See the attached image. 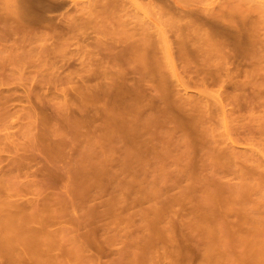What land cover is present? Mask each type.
<instances>
[{"label": "bare ground", "instance_id": "obj_1", "mask_svg": "<svg viewBox=\"0 0 264 264\" xmlns=\"http://www.w3.org/2000/svg\"><path fill=\"white\" fill-rule=\"evenodd\" d=\"M137 1L0 0V10L4 7V11H0V66L7 67L10 62L17 65L23 59L25 60L26 56L28 57L29 45L36 38L44 39L45 41L53 38L49 44H46V42L41 46V60H48L58 46L68 44L71 41L70 39H74L77 36V34H74L78 31L80 32L83 29L86 34L87 31L84 28H89V26L95 29L102 37L105 36L108 40L111 38L113 42L110 41L111 44L108 46L105 44L106 42L102 41L106 47L101 45L102 43L101 41L98 42V39L93 45L95 40L92 39L88 43L93 45V49L89 47V51L86 48L89 51H87L88 53L84 50L87 56L86 63L84 62L87 76L85 75L84 77L83 74L82 76L87 82L84 80L85 83L82 86L85 88L84 85H87L85 92H79L81 95L79 93L78 95L81 96V101L85 102L84 104H88L90 122L98 115L103 123L98 127L99 132H94V128L91 133L89 132L90 135L86 136L88 140L87 144H84L86 146H84L85 150L83 151L85 159H81L80 164H76L78 170L74 169L75 172H72L75 174V178L72 177V179L74 182L76 181L74 190H77L74 192L77 195L78 193L81 195L85 191L83 193L85 195L87 190L89 191L86 187L90 188L91 181H96L97 183L100 178L102 179L101 175L102 172H105L106 163L108 162L107 164H109L110 162L112 165L116 164L117 166L118 164V169L121 168V172L125 171L122 174H126L129 171L136 173V175L134 174L131 177V180L128 176L123 178V180H126L125 185L128 183L131 185V181L134 182L133 186L134 184H140L138 185L139 187L136 185L137 189H139V193L137 192L138 196L144 195L146 198L145 194L149 193L147 196L154 198V200L155 198L159 200L161 188L163 187L167 190V192H164L170 195L168 186L167 188L165 186L166 184L169 185L168 183L171 180L170 171L166 170L167 166L174 163L181 164V168L179 166V169L177 166L175 171L184 176L181 175V178L180 175L178 176L175 173L176 176L180 177V181L178 180L177 182L181 183V179L185 177L189 180V185L187 182V186L176 182L177 185L175 187H178V185H185L186 187L184 186V189H182L183 187L181 188V193L172 195V197L169 196V198L164 197L166 204L162 205L163 207L152 203L154 206L149 209L153 212L151 215L154 218H159L167 211L174 212L176 207L173 206L176 203L182 206V209L185 208L186 212L184 210V213H182L181 207H178L181 209L182 215H180L185 217V219L187 218V221L183 218L186 221H184V225L187 228L184 229L189 230L193 236H197L198 243L193 244V246L198 245V249H196L199 253L194 248L197 253L194 252L195 256L198 257L199 255L197 264H264V202L262 201L264 196V160H261L260 150L257 149L261 145L258 146L259 138L257 137H260V139L264 137V114L259 116L256 113L258 115L256 116L253 112L255 111L254 107L258 105L261 107L259 102L262 101V98L264 99V88H261V86H264L261 82L264 79L260 81L261 78L259 79L257 76L259 75L258 70L264 68V65H261V60L264 58V45L261 46L262 42L259 35H257V27L245 15L244 11L246 9L242 10L237 6H231L229 5L230 3L228 6L224 5L225 7L218 9L217 7L202 6L198 8H185L183 6L175 8L171 3H167L168 0H155L161 2V4L155 3L154 7L158 5V10H152L153 13L159 11L160 16H158L159 18L155 16L156 19L152 20L147 16V13L146 15L144 12H138L142 3L139 4L140 2L138 3ZM147 4L149 5L148 2ZM131 5H135L137 10L131 9ZM61 9H65V11ZM56 10H61L63 12L62 14L60 13L62 16L59 13L58 17L55 16L56 14L54 13V15L53 12ZM51 11H53V15L49 13ZM57 18H59L58 21ZM41 26H44L43 28L46 30L49 28L48 30L52 32L49 33L48 31V35L43 32L40 33L38 30H40L39 27ZM170 32L171 34H169ZM87 40L89 41V39ZM87 40L84 42H87ZM10 41H13L16 45L10 44V46L6 43ZM84 42L79 43L84 44ZM70 45H73V43ZM100 45L103 46V49L100 48L99 51L96 48H99ZM83 48L85 49V47ZM7 51H9V54L5 56L7 61H4V63L6 65L9 61V64L2 66V57L4 52L6 53ZM77 53L79 54V52ZM248 58L255 60H253L254 64L251 66L253 71L249 72L246 71L247 67V69L238 67L241 63L243 65V62L248 65ZM180 67H182V71ZM1 71L0 75L2 76ZM241 74H243V78H239ZM184 75L189 76L193 80V86L192 82L184 78ZM69 78L71 79L72 77ZM96 78L100 81H95ZM62 80L64 81V79ZM185 81L188 82L186 83ZM250 82L254 86L252 90L246 93V85ZM208 84L219 85V92L217 91L218 94L216 93L218 96L215 98L217 99V105L219 103L217 109H220L218 110L222 115L221 120L224 131H219L223 132L222 134L216 131L218 128L214 129V126L209 124L212 118L207 116V113L210 111L205 112L206 109H204L205 104H207L206 99L204 100V93L208 89ZM79 85L77 84L78 87ZM179 87L183 88L185 92L183 91L184 93H182ZM189 87L196 89L195 94L193 92V94H189L187 91ZM10 97V94L0 93V121L4 120L8 115L12 116V108L9 105ZM19 98L21 97L19 96ZM262 102L264 103V101ZM98 103L101 104V107L97 112L95 109L98 107L96 105H100ZM228 105L230 106L228 107ZM242 110L247 111V115L243 114ZM249 111H252L253 114H250ZM261 111L264 113V109ZM35 119L34 121H36ZM34 121L32 120V124L30 121L28 123L33 125L36 123ZM216 123L219 122L216 121ZM40 126L42 125L40 124ZM35 127L37 126L35 125ZM50 127H54V125H50ZM38 128L40 130V127ZM32 132L36 134L35 131H31V135L33 134ZM218 134L221 138L220 136L217 138ZM39 135L40 133L36 134V138ZM6 138L7 136H5ZM32 138L34 140L33 136ZM33 140L29 141L30 144ZM37 140L41 141L42 139L38 138ZM254 140H257L256 142L258 143L255 144ZM63 141H66V139ZM39 143H43V140ZM39 143L35 142L39 151L40 146L41 149L44 147L46 151H43L44 154L49 153L50 155V151L55 145L50 148L49 145H52V143L49 144L50 142H47L46 145L43 144V147L42 145L39 146ZM35 144H31L33 145L31 148H37ZM261 146L264 147L263 145ZM25 149L27 148L24 147ZM52 150H55V148ZM54 153L58 157L64 156L63 154V156H59L61 154L57 151ZM115 154L119 155L114 157ZM16 158H18L17 155ZM21 159L17 160V168L24 165V161H21ZM32 160L35 161V157ZM25 163V165L28 164L27 162ZM109 165L108 167H110ZM13 166H15V163ZM9 167L11 168V164ZM16 167L14 168L16 169ZM197 168H202L203 172L201 171L198 174L199 170ZM173 169L175 168L171 167V170ZM206 169H210L212 172H210L209 176ZM144 170H150L149 172L153 173L152 177H150L151 179H146L140 173L144 172ZM138 171L143 178L137 174ZM20 172H22L21 169ZM116 172H119V170ZM220 173L223 176L224 174L227 176V174L233 175L235 173L236 178H234L237 184H234L235 181L230 184L231 181L228 182L229 180L225 181L223 179L224 183L222 180L223 176L221 175V178H219ZM119 174L121 173L119 172ZM210 175L214 177H210ZM215 175H217L216 179H219L218 182H216ZM10 176H8L9 178L5 176L6 179L0 176V192L5 187L2 193L6 194V197L9 194L14 195L17 193L13 190L7 192L11 190L9 185L14 182L13 176ZM204 176L207 178H204ZM124 177L126 176L124 175ZM118 178L120 179L119 176ZM234 178L233 180H235ZM9 179L12 180V184ZM127 180L130 181L127 183ZM99 182L98 184H100ZM145 182L147 186L143 184ZM15 183L18 182L15 181ZM96 183L91 182L93 185ZM18 184L20 185V183ZM18 184L16 185L18 186ZM121 184L123 185V182ZM161 184L165 185L162 187ZM169 186L171 189V185ZM143 187H146L145 194L140 193V191H144L140 190V188L144 189ZM15 188L17 187L13 189ZM1 194L0 253L18 249L16 254L10 253L11 258L17 257L13 259L15 263L25 264V259L28 260L27 258L40 262L42 259L34 256L30 251L37 250L41 246L43 238L39 235L40 225L45 224L44 218L56 213V208L51 206L50 208L55 209L51 210L49 209L50 203L44 202V205L40 201L37 204H43V206L40 204L42 208L40 206L37 208L38 206L34 205L37 207L34 209L31 207L28 210L27 205L25 206L22 202H18L19 200L12 199L11 195L6 198L3 194L1 196ZM253 195H255V198L257 196L258 199L256 201L252 197ZM157 196L160 197L157 198ZM141 197L143 199V196ZM251 197L254 199H250ZM138 198L140 199V196ZM249 200H254L255 202ZM187 203H190L187 206L188 208L185 206ZM165 217L169 216L165 215ZM175 218L177 219V216ZM170 219L173 221V218ZM37 222L40 225H35ZM169 225H166V227ZM170 226L173 227V224ZM170 226L168 229L171 231ZM22 231H28L29 235L25 237L19 235L18 233ZM183 234L185 235V231ZM185 236H188V232ZM189 236H191L192 240V235ZM194 238L195 242L196 237L194 236ZM184 244L186 245V243ZM190 247H192L191 244ZM146 248L148 249V247ZM169 249L168 251L167 249L164 250L165 258L164 256L163 258L165 261L162 259L163 263H161V260L146 262L143 261L145 259L136 257L127 264H180L179 262L183 261L184 258L180 259L179 255H184L186 258L187 262L183 261V264H190L191 258L189 257L193 253L191 249L184 248L185 250H183L180 245L179 249L181 250L176 249V246ZM169 256H175L180 261L178 262V259L173 258L176 260L175 262Z\"/></svg>", "mask_w": 264, "mask_h": 264}, {"label": "rangeland", "instance_id": "obj_2", "mask_svg": "<svg viewBox=\"0 0 264 264\" xmlns=\"http://www.w3.org/2000/svg\"><path fill=\"white\" fill-rule=\"evenodd\" d=\"M137 2L138 3L140 2L139 4L142 3V5L140 6L141 9H138L139 10L138 12H140V13L144 12L145 14L147 13L148 15L147 14L146 15L148 17H150L152 20L156 19L155 16L157 18H159L158 17V16H160L159 11L158 12L155 11L156 9L158 10V8H157L158 5H156V7H154V4L157 2H158L157 4H161V2L155 1V0H152V1L150 0V2H149V0H138ZM147 2L149 3V5L147 4ZM152 2H154V3H152ZM167 3H171V5H174L175 8H178L179 6L180 7L183 6L185 8H189V7L198 8L199 6L200 7L202 6V7H210V8H213V7L216 8L217 7V9L221 8V7L228 6V4L230 3L229 5H231V6H235V7L237 6L238 8H241L242 10L246 9L244 11L245 15L248 16L250 18L249 21L253 22V24H255V26L257 27V29L256 28L255 29L257 31V35H259V38L262 42L261 46L264 45V0H168ZM232 3L233 4L236 3V4L233 5ZM143 4L146 6H144ZM151 4H152V7H151ZM143 6L145 8L148 7V8H146V11H145V8ZM3 8H1L2 12L4 11ZM132 8L137 10L135 5H131V9ZM149 8H151V9H149ZM152 9H155L154 11L158 15L153 13ZM61 10L65 11V9H61ZM61 10H58V11L56 10L57 12L51 11L49 13L51 15H53L55 13L56 15L55 14L54 15L58 17V15L60 13L61 14L63 13ZM149 10H150V12L152 11L151 15H150ZM52 12H53V14H52ZM152 14H155V15H152ZM58 20H59V18H57V21ZM257 24H259V25H257ZM43 27L41 26V27H39L40 30H38L39 28L37 30L40 33H42V32L45 33V35L48 33V31H49V33L52 32V31L48 30L49 28H47V30H46ZM84 29H86V31H87L86 34H85V30H83V29L80 30V32L78 31L77 33H75L74 35L77 34L78 38H77V36H75L74 39H70L71 41L68 44L58 46L55 49L54 54L51 55V57H49L48 60H46V59L41 60L42 57H41L40 50H41L42 45H44L46 42H47L46 44H49L53 40V38H52V40L49 39L48 41H45L44 39L36 38L29 45L30 49L28 50V53H27L28 57L26 56L25 60L23 59L24 61L22 60V62L17 63V65H16V63H14V64L12 63L13 64L12 65L11 62L9 64L8 63L9 61H8L6 65H8V64L9 65L7 67H1L0 66L1 67L0 71L3 70V71H1L2 72L1 74L3 77L0 75L1 76L0 79L3 78V79H1L2 81L0 80V93H6V94L11 95V97H10L11 100H10L9 105H11V108H12L11 109L12 110L11 111L12 116L8 115V117L10 116L9 118L6 117L4 120L0 121V136H1L0 137L1 138V140H0V157H1L0 158V162H1L0 163V176L2 177L5 175L7 178H9L8 176L11 175L10 177L13 176L12 178H13L14 182L17 181L18 183H20V185L18 183L14 184V182L12 184V180L9 179L11 181L10 183L13 186L15 185L14 187H17V188H15L16 189L15 190V189H13L14 187L12 185H9V187L11 186V188H10L11 190L10 191L8 190L7 192H11L13 190L14 192H17V193H15L17 196L15 194H14L15 196L13 194L12 195L9 194V195H7V197L11 195L10 197L12 199L17 200V201L19 200L18 202H20V203L22 202V204L25 206L27 205L26 207H28V210L31 207H33L32 209L36 208L37 206H38L37 208H39L41 203L40 204L38 203L39 204L38 205L37 202H40V201L43 203L47 202V204L50 203L49 209H51V210H55L54 208L53 209L50 208L51 206L56 208V213L54 215L49 216L48 218H44L45 224L40 225L39 222H37V224H35L37 226H38V224L41 226L39 235L43 238V240H41V246H39L37 250L30 251V253L36 257L41 258L42 260H40V262H37V261L35 262V261L27 258L28 260L25 259V264H127L128 262H130L131 259H134L136 257L145 259L143 261H146V262H151V261H156V260L160 261L161 260V263H163L165 261L164 260V258H165L164 250L167 249V251H168L169 248L170 249L173 247L175 248V246H176V249H179V245H180V248L183 250H185L184 248H186V249L188 248V250L191 249V252L196 253L195 249L197 248L198 245H195L196 246L195 247V246H193V244L198 243L197 242L198 241L197 236L194 235L196 237V241L194 242L195 238H194L193 234H191L189 232V230L188 231L185 230L187 228L184 225V221L185 220L187 221V218L185 219V217L181 216L182 213L186 212L185 208L182 209V206H180L179 204L176 203V205H178V206H176V205L173 206V207H176V208H174L175 211L174 212L173 211L172 212H170V211L166 212L165 211L166 213L165 214L163 213L164 215L162 214V216L159 217L160 220H158L159 219L158 217H155V218H157V219H155L153 217V215H151V214H153L152 210H149V209H152V207L154 205H157L159 207L160 206L163 207L162 205L166 204L164 197L169 198V196L172 197V195L174 196L177 193H181L180 192L181 188L183 187L182 189H184L187 186L186 182L188 183L189 180H187L185 177H183L184 179H181V183L177 182L178 180L180 181V179H179L180 177H178L179 175L184 176L181 173L179 174L178 171L177 172L175 171L177 166H178V168H179V166L181 168V164L178 165V164L174 163V164H170V166H167L168 168L166 170L170 171V178H171L170 183H168V184L171 185L172 188L170 189V186L167 184L166 185L161 184L162 187H163V185H165L166 188L168 186V189H169L168 192H170L169 193L170 195L166 194L167 190H165L164 187L163 188L160 187L161 188V193H160L161 197L157 196V198L160 197V198H158L159 200H157L156 198L154 200V198H150V196H147V195H149V193L145 192L146 187L145 188L143 187L144 189L140 188V190H144L142 192L140 191V193L141 194L146 193L145 194L146 198L144 195H139L140 196V199H139L138 198L139 197L138 196V193H139L138 190L139 189H137V188L139 187L138 185H140V184L139 183H138V185L136 184L138 186L137 187L135 184L133 186L134 182H132V181H131V183H132L131 185H130V183H128L132 179L131 177L134 176V174L136 175V173L126 171L129 174L128 173L122 174V173H125V171L121 172V168L119 167L120 169H118V164L116 166V164L112 165V163L110 164V162H109L110 165L107 164L108 162L106 163V168L104 170L105 172H102V175H101L102 179L101 178L99 179V181L100 180L101 181L100 182L97 181V183H96V181H91V182H94L96 184L93 185L90 182L91 186L88 184L90 186V188L88 186L86 187V189L88 188L89 191L87 190L85 195L83 194V193H85V191L84 192L81 191L82 192L81 195H83V196H81L79 193L77 195L74 192L77 190H74L75 189L74 187L76 186V183H75L76 181L74 182V180L72 179V177L75 178V174L72 172L74 171V169H76V171H77L78 166L76 164H78L81 159L82 160L85 159V157L83 156L84 155L83 151L85 150L84 146H86L84 144L88 140L86 138L88 137V135H90L91 130L93 131L94 128H95L94 132L95 131L99 132L98 127H100V125L103 123L102 119L100 117H98V115H96V118L90 122L91 119H89L90 115H89L88 104L87 105L84 104L85 102L81 101L82 100L81 96L78 95L79 92H81V93L85 92L86 85H87V84L84 85L85 88L82 86L83 83L87 82L86 79L85 78L83 79V76H82V74L84 75V77H85V75L87 76V72L85 71V64H84V62L86 63V60H87L86 57L87 56H86L84 50H86V53H88L90 51V48L93 49V45L97 39L99 40L98 42L101 41V43H102V44L101 43H99V44L103 45L104 47H106V45L108 46L109 44H111L110 41H112L111 38H110V40H108L107 37H105V36L102 37L100 34H98L96 32L95 29H93L90 26H89V28H84ZM88 31H89V33H88ZM90 32H91V34H90ZM87 34H89V35H87ZM169 34H171V32ZM94 35H95L96 39L94 38ZM83 36H85V37L83 38ZM86 36H87V38H86ZM88 36H90V37H88ZM85 39L86 40L89 39V41L87 40V42H84V41H86ZM92 39L95 40V41H93V45L91 43H88V42L92 41ZM80 40H83V41H80ZM102 41L104 43L106 42L105 43L106 45ZM79 42H84L85 45L83 43H79ZM6 43H8V45H10V44L16 45V44H14L13 41L6 42ZM72 43H73V45H70ZM77 44H78V46H77ZM86 44H88V45H86ZM101 45L99 46V48L98 47L97 48L95 47V48L100 51V48L103 49V46H101ZM80 46H82V47H80ZM83 47H85V49ZM77 49H79V50H77ZM8 52L9 51H7L6 53L4 52V55L2 54L3 57L5 58L4 59L2 57V60H3V64H1L2 66L5 65L4 61L5 62L7 61L6 60L7 58L5 56H7L9 54ZM76 52H79V54L78 53L76 54ZM79 55H81L83 57H80ZM44 60H46V61H44ZM253 60H252V58H250V59L248 58L247 64L249 66L246 65V62L245 63L243 62L244 66L241 63L238 67H242L243 69L248 68L246 70L248 72L253 71V67H251L254 64ZM82 62H83V64H82ZM261 62H262L261 65L263 66L264 65V58H263V60H261ZM4 68H5V70H4ZM180 68L182 71V67H180ZM4 71H5V73H4ZM258 73L260 76L259 75H257V76L259 77V79L261 78L260 79V81H261L262 79H264V68L262 70L259 69ZM7 75H8V77H7ZM242 75L243 74H241V76H239V78H241V77L243 78L244 76H242ZM21 77H22V79H21ZM69 77H72L71 78L72 80ZM188 77L189 76L184 75V78H186V80L192 82V86H193V80L190 77H189L190 78V80H189ZM68 78H69V80H68ZM54 79H55V81L53 82ZM62 79H64L65 82ZM84 80H85V82H84ZM95 81L98 82L100 80L98 78H96ZM188 81H185V82L187 83ZM261 82H262V85H264V80H262ZM203 83H204V81H203ZM77 84L78 85L80 84L79 87L77 86ZM214 85L213 84L207 85L208 89L204 93L205 94L204 100L206 99V103H207V104H205V106L206 105L207 106L206 107L204 106V109H206L205 112L210 111L209 112L210 114L207 113V116L211 117L212 119H213V115H214V121H213L214 123L212 122V119H211L209 124L213 125L214 129L218 128L216 131L219 132L222 130L224 131V127H223L222 120H221V118H222L221 117L222 115L220 114L221 112L219 113L220 109L219 108H218L219 110L217 109V106L219 105V103L217 105V102H216L217 99L215 98L218 96V95H216V93L218 94V92H219L218 91L219 85L218 86L217 85L214 86ZM80 86H81V89H80ZM253 86L254 85L251 82L247 83L246 93L249 92L250 90H252ZM262 87L264 88V86H261V88ZM180 89H181L182 93L185 92V90L183 88L179 87V90ZM187 91L189 92V94L190 93L195 94L196 89L194 87L193 88L189 87V88H187ZM25 93H27V95H25ZM76 95H78V96H76ZM19 96L21 98H19ZM22 97H23V99H22ZM20 99H21V101H20ZM261 100L264 101L263 98ZM262 101L259 102L261 107L258 105L256 107H254L255 111L252 110L254 112V115H256V116H258V115L261 116L264 114L261 111L262 109H264V103ZM98 104H100V103H98ZM229 106L230 105H228V107ZM14 107H15V109H14ZM16 107H17V109H16ZM96 107L97 108L95 110H97V112H98V110H100L99 108L101 107V104L96 105ZM245 110L244 111L242 110L243 111L242 113L247 115V113H246L247 111H245ZM252 111L251 112L249 111V113L253 114ZM30 112H32V113L30 114ZM256 113H258V115ZM211 114H213V115H211ZM34 119L36 121H34ZM32 120L34 122H36V123H34V122L33 123L37 127H35L34 124L31 125ZM29 121L31 124L28 123ZM39 121H40V124L42 126H40ZM216 121H218L219 123H216ZM27 123L29 125V126L27 125L28 127L26 126ZM91 123H92V125H90ZM217 124H220V125H217ZM50 125L51 126L54 125V127H50ZM30 127H31V129L29 130ZM38 127H40V130H38L39 129ZM53 128H54V130H53ZM55 128H56V131H55ZM31 131H35L37 135L40 133V135L36 138V136H35L36 134L34 132H32L33 134L31 135ZM41 131H43V132H41ZM43 133H44V135H43ZM219 133H221V132H219ZM216 134H217V132H216ZM5 136H7L6 139H5ZM32 136L34 137V140H33ZM40 136H42V137L40 138ZM217 136H218L217 138H219L220 135L218 134ZM263 136H264V134H263ZM38 138L40 140L42 139L43 143L40 144L39 142H42V140L39 141V140H37ZM220 138H221V136H220ZM257 138H259V140H260V141L258 140V142H259L258 146L260 144L264 146V139H263L264 137L262 139H260V137H257ZM31 139L33 140V142L31 144H35V142H36V143H39V146L42 145V147L44 146L43 144L46 145L47 142L48 143L50 142L49 144H51L54 140L55 144L53 142L52 145H49V144H47V145H49L50 148L55 145L56 147L55 146L53 147V148H55V150H52L53 149L52 148L50 151V155H49V153L44 154V152H46L44 147L41 149V146H40V151H39L38 147L35 144V146L37 148L33 149V148H31V146H33V145L30 144ZM65 139H66V141H63ZM254 141H255V144L258 143V142H256L257 140H254ZM61 142L64 144H62ZM261 145L259 146L261 149L259 147H257V149L260 150L261 156L260 155L259 156H260L261 160H264V150L262 151V149H264V147H262ZM24 147L27 149L24 150ZM59 147H61V148H59ZM55 151H57L58 153L60 152L59 154H61V155H59V156H63V155L64 156L58 157V155H56V153H54ZM62 151H64V152H62ZM18 154H19V156H18ZM2 155L4 156V158ZM16 155L18 158H16ZM118 155L115 154L114 157H117ZM23 156H26V157H23ZM30 157L32 159H34V157H35L36 160L34 161ZM48 157L50 160L48 159ZM114 157H112V158H114ZM60 158H62L64 161L62 159L60 160ZM19 159H21V161H24V165L22 164L23 166H20V168H17L16 163H17V160L19 161ZM23 159H25V160H23ZM30 160H32V161L29 162ZM25 162H27L28 163L27 165H29V166L25 165L26 164ZM14 163H15V166H13ZM84 163H87V162H84ZM10 164H11V168L9 167ZM108 165L110 167H108ZM114 165L116 168L113 167ZM14 167H16V169H18L19 171L16 170ZM171 167L175 168V169H173L174 172H173V170H171ZM204 167L206 168L207 166H204ZM204 167H202V168L204 169ZM202 168L201 169L197 168L199 171L196 169L198 171L197 172L198 174L201 173V171L203 170ZM207 168H209V167H207ZM20 169L22 170V172H20ZM113 169H115V170H113ZM117 170H119V172L121 174H119V172H116ZM209 170L206 171L208 173V176H209V174L212 173L211 170L210 171ZM149 171L150 170H148V171L144 170V172H148V173H144L143 171L140 173H142V175L146 179L147 178L151 179L150 177H152L153 173H151ZM140 173H139V171L137 172V174L142 177V175ZM175 173L178 176H176ZM225 173H229V172L226 171ZM230 173H232V172H230ZM7 174H9V175L7 176ZM148 174L151 176H149ZM203 174L206 175L205 173H203ZM203 174H202V178H203ZM234 174L235 173H233V175L227 174V176H225L226 174H224V176H225L224 177L220 173L219 178H221V175H222L224 177V178L222 177V180L223 179L225 181L229 180L228 182L231 181L230 184H232V182L235 181L234 184L235 183L237 184L236 179H235L236 174L235 175ZM120 175H122V176H120ZM124 175L126 177H124ZM230 175H231L232 180L230 179ZM70 176H71V178H70ZM118 176L120 177V179L118 178ZM127 176L130 178V180H127V183L129 184V186H128V184L125 185L124 183H126V180H123V178H127ZM172 176L174 177V179ZM182 176H181V178H182ZM206 176H204V178H207ZM4 177H2V178H4ZM6 177H5V179H6ZM210 177H214V176L210 175ZM216 178H217V175H215V179ZM225 178H229V179H225ZM233 178L235 180H233ZM121 180H123V181H121ZM120 181H121V183L123 182V185L120 183ZM182 181H183V183H182ZM218 181H219V179L218 180L216 179V182H218ZM225 181H224V183H225ZM98 182L100 184H98ZM176 182H177V184H179V183L181 185L185 184L186 186L185 185H183V186L178 185L179 188L177 186L175 187V185H177ZM228 182H226V183L228 184ZM77 183H78V181H77ZM16 184H18V186H20V187H18ZM143 184H145V186H147L146 182ZM188 185H189V183H188ZM211 185H213V184H211ZM213 186H215V185H213ZM173 187H175L176 189ZM124 188H127V189H124ZM3 189H5V187H3ZM3 189H1L0 194L2 193ZM162 189H163V191H162ZM170 190H172V191H170ZM164 191H166V192H164ZM172 192H174V193H172ZM2 194L4 196L6 195L4 193H2ZM2 194H1V196H2ZM141 196H143V199H141L142 198ZM56 197H57L56 200H58V201L55 200ZM252 197L255 198V195H253ZM252 197L250 199H254ZM262 198H263V200H262ZM262 198H260V200H262L264 202V196ZM257 199L258 198L256 196V198L254 200L256 201ZM161 200H164V201H161ZM254 200H252V201H254ZM249 201H251V200H249ZM33 202H35L36 204ZM32 203H33V206H32ZM45 203H44V205H45ZM152 203H154V205H152ZM28 204H29V206H28ZM34 205H37V206H34ZM188 205H190V203H187L185 206L187 207ZM41 206H43V204H41ZM47 207H48V205H47ZM165 207H166V205H165ZM168 207H167V209H168ZM178 207H181L182 210ZM163 210H164V208H163ZM180 210L182 211V213ZM144 211L145 212L148 211V212L145 213ZM167 213H169V214H167ZM177 213H178V215H176ZM165 215L169 216V217H165ZM174 215L177 216V219L175 218L176 216H174ZM170 218H173V221ZM168 222L170 223V225L173 224V227L170 226ZM176 223L177 224L180 223L179 225L181 227L179 225H177ZM166 225H169L170 229H172L173 231L171 230L172 231L171 232L168 229L169 226L166 227ZM180 228H182V229H180ZM166 229H168V230H166ZM174 230H175V232H174ZM183 230L185 231V235L188 232V236H185L183 234L184 233ZM28 233H29L28 231H22L18 234L25 237V236L29 235ZM189 235H192V237H193L192 240H191V236H189ZM189 239L191 240V242H189L190 241ZM146 243H147V245H146ZM183 243H186V245L185 244L183 245ZM177 244H179V245L177 246ZM190 244L192 247H190ZM154 245H155V247H153ZM172 245H173V247H172ZM144 246L148 247V249ZM181 249H179V250H181ZM17 251H18V249L9 250L7 253L5 251H4L5 253H0V264H17L13 260L14 258L16 259L17 257H12V258L10 257L11 252L16 254ZM189 252H188V254H190ZM193 253L191 254V257H189V258H191V260H190L191 262H189V261L188 262L190 264H197V261H198L197 259L199 258V255H198V257H196L195 255L197 253H199V251L197 250V253L196 254L194 253V255H193ZM163 256H164V258H163ZM179 256H180L179 257L180 259L184 258L183 261H186V258L184 257V255H179ZM188 256H190V255H188ZM193 256H195V258H193ZM171 257L169 256V258L172 260L176 259L175 256H173L172 258ZM173 258H175V259H173ZM179 258H177L178 260L176 259L178 262L180 261ZM162 259L164 261H162ZM176 260H175V262H176ZM183 261H181L179 263L181 264Z\"/></svg>", "mask_w": 264, "mask_h": 264}]
</instances>
